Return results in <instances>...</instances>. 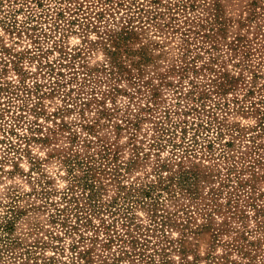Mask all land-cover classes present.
<instances>
[{
    "label": "rangeland",
    "instance_id": "1",
    "mask_svg": "<svg viewBox=\"0 0 264 264\" xmlns=\"http://www.w3.org/2000/svg\"><path fill=\"white\" fill-rule=\"evenodd\" d=\"M79 6L94 15L107 8L97 29L69 22ZM129 18L134 31L120 69L98 30L118 31ZM59 62L67 66L51 71ZM60 69L65 85L51 91ZM158 125L185 136L191 153L151 145ZM100 150L124 164L118 180L104 179V201L119 183L156 185L134 208L139 243L124 245L133 254L119 259L120 242L106 245L101 231L91 240L84 226L83 238L51 215L50 201L71 185L67 154ZM184 169L200 176L195 195L170 180ZM259 209L264 0H0V253L3 221L13 220L17 238L8 261L212 264L215 255L261 264V254L251 256V242L264 240Z\"/></svg>",
    "mask_w": 264,
    "mask_h": 264
},
{
    "label": "trees",
    "instance_id": "2",
    "mask_svg": "<svg viewBox=\"0 0 264 264\" xmlns=\"http://www.w3.org/2000/svg\"><path fill=\"white\" fill-rule=\"evenodd\" d=\"M105 9L107 8L97 10L94 15V9L87 10L86 8L79 6L77 10H79V12L81 11V15H77L69 22L75 23V21L79 20L81 21V25H83V29L89 27L97 29L98 26L96 21H101L102 18L105 17L107 12ZM131 25V19L129 18V20L127 19V23H125L118 31H113L112 29L104 31L98 30V33H100L98 35L102 36L107 43L106 49L107 53L112 58V64L118 66L120 69H123V65L119 60V56L123 54L124 50H127V48L122 47L125 46L127 40L131 37V34L134 31L133 26ZM31 55V57L37 56L35 53ZM49 64L52 66L51 71H55L56 67L67 66L65 62H59L57 65L54 63ZM57 74L61 75V77H58L57 80L52 81L54 86L50 88L51 91L56 90V86L65 85L66 79H64V71L60 69L58 70ZM36 84L37 86L41 85L40 82H36ZM39 97L42 98V94H40ZM19 120H21V118ZM24 123L26 122H23L21 126H24ZM28 124L29 126L27 127L31 131L37 129V126H33L32 123ZM12 131L13 130H8V132ZM156 132V136L150 143L151 145L157 148L170 145L173 151V156L180 154L181 151L183 155L191 153L190 151H192V149L189 148V146H186L184 141L185 136H181L179 139L176 138L178 132L175 130V128L171 129L164 125H158ZM24 137L27 141L31 138L39 139V137L32 135H24ZM40 139H47V137H41ZM194 139L196 138L194 137ZM181 146L184 148H181ZM118 159V157L112 156L108 150L85 152L84 154L79 152L67 154L65 157V163L68 167L71 185L61 192L59 198L60 202L58 200H52L50 202L54 205V209L51 213L52 220L58 224H61L62 227H66L67 231L76 230L81 234V237L85 238L81 231V228L84 226L93 231L94 235L89 236L91 240H100L101 231L105 237V240H107L105 242L106 245L111 246L115 241H118V243L120 242V245L122 246L120 255L115 257L119 259L125 257L124 253L127 255H130V253L133 254V252L125 249V247L123 248L124 245H127L128 243H139L140 239L138 236H135L131 233L133 223H136L134 221V208L138 202L147 199L152 194V188H154L156 185L146 184L147 187H142L143 185L138 186L131 184L130 186H127L125 184L119 183V194L110 201H104L102 199L104 189L106 188V182L104 179L107 178L112 182L118 180L121 177L122 167L124 164L119 162ZM167 165V161H164L163 164H160V169L166 168ZM161 178H163V176ZM170 180L172 182L175 181V183L179 184L182 189H185L190 194L195 195L198 188H194L193 185L198 180H200V176H198L196 172L194 173V171L191 169H184L178 172H173V174L170 175ZM172 184L173 183H171V185ZM162 186L166 187L167 185L163 184ZM45 193L50 194L51 191H46ZM258 213L260 215L264 214V209H259V211H257V214ZM96 219L98 221H96ZM3 222L4 223L2 226L4 227V231L1 233L5 234L7 237L4 238L1 236L4 241L1 245V251H3V253H0V257L3 258V263L12 264L11 260L8 261V258H12L14 255L9 253V251L13 246H15L17 238L14 239V237L11 236V231L13 230V220L9 218L6 222ZM263 223L264 222H261V225H263ZM136 225L138 226V224ZM251 243L253 246H255L252 247V249L258 248V250L251 256L254 258L258 256V254H261V264H264V240H258L257 243ZM239 250L249 254V250L243 251L242 246L239 247ZM81 253L83 254V257L86 256V254H84L85 252ZM22 254H19V256L22 257ZM211 257L212 264H221V262L235 264L234 261H229L228 258H216L215 255H212ZM35 262L38 263V260ZM74 262L75 264H83L82 260L79 259L75 260ZM43 263L45 264L46 262ZM84 263L92 264V259L89 260L88 258H85ZM17 264H24V262ZM108 264H119V262H112Z\"/></svg>",
    "mask_w": 264,
    "mask_h": 264
}]
</instances>
